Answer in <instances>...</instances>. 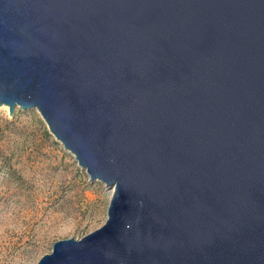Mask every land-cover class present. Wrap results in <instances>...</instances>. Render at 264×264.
Returning a JSON list of instances; mask_svg holds the SVG:
<instances>
[{
    "label": "water",
    "instance_id": "obj_1",
    "mask_svg": "<svg viewBox=\"0 0 264 264\" xmlns=\"http://www.w3.org/2000/svg\"><path fill=\"white\" fill-rule=\"evenodd\" d=\"M0 106L112 191L37 264H264V0H0Z\"/></svg>",
    "mask_w": 264,
    "mask_h": 264
},
{
    "label": "rangeland",
    "instance_id": "obj_2",
    "mask_svg": "<svg viewBox=\"0 0 264 264\" xmlns=\"http://www.w3.org/2000/svg\"><path fill=\"white\" fill-rule=\"evenodd\" d=\"M111 197L36 109L11 117L0 106V264H37L56 242L101 228Z\"/></svg>",
    "mask_w": 264,
    "mask_h": 264
},
{
    "label": "bare ground",
    "instance_id": "obj_3",
    "mask_svg": "<svg viewBox=\"0 0 264 264\" xmlns=\"http://www.w3.org/2000/svg\"><path fill=\"white\" fill-rule=\"evenodd\" d=\"M5 107H7V106H5Z\"/></svg>",
    "mask_w": 264,
    "mask_h": 264
}]
</instances>
